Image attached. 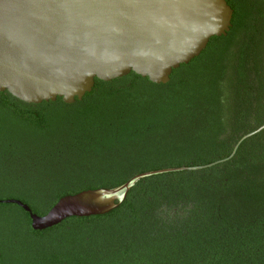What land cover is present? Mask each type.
I'll use <instances>...</instances> for the list:
<instances>
[{"label":"trees","instance_id":"obj_1","mask_svg":"<svg viewBox=\"0 0 264 264\" xmlns=\"http://www.w3.org/2000/svg\"><path fill=\"white\" fill-rule=\"evenodd\" d=\"M227 3L228 35L166 85L96 80L72 105L0 93V143L15 146L0 152V200L46 216L66 196L229 159L264 126V0ZM0 264H264V130L223 163L140 180L105 215L34 231L0 203Z\"/></svg>","mask_w":264,"mask_h":264},{"label":"water","instance_id":"obj_2","mask_svg":"<svg viewBox=\"0 0 264 264\" xmlns=\"http://www.w3.org/2000/svg\"><path fill=\"white\" fill-rule=\"evenodd\" d=\"M234 11L227 0H0V93L28 104L82 101L96 80L135 73L168 84L174 70L198 58L214 37L227 36ZM245 136L236 146L253 135ZM227 159V160H229ZM165 169L140 174L115 189L62 198L46 216L21 200L34 231L71 217L101 216L118 208L142 179L213 167Z\"/></svg>","mask_w":264,"mask_h":264},{"label":"rangeland","instance_id":"obj_3","mask_svg":"<svg viewBox=\"0 0 264 264\" xmlns=\"http://www.w3.org/2000/svg\"><path fill=\"white\" fill-rule=\"evenodd\" d=\"M11 144H12V142L11 141H9V140H5V141H3V142H1L0 143V152H3V151H13V150H15L13 147H15V146H12L11 147ZM14 144V143H13ZM8 146L10 147V148H8ZM9 149V150H8Z\"/></svg>","mask_w":264,"mask_h":264}]
</instances>
